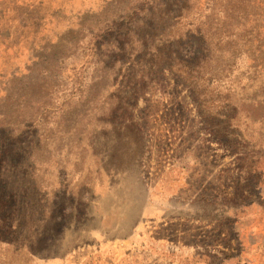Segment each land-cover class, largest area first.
I'll return each mask as SVG.
<instances>
[{
    "label": "rangeland",
    "instance_id": "1",
    "mask_svg": "<svg viewBox=\"0 0 264 264\" xmlns=\"http://www.w3.org/2000/svg\"><path fill=\"white\" fill-rule=\"evenodd\" d=\"M161 1L0 0V264H264V0Z\"/></svg>",
    "mask_w": 264,
    "mask_h": 264
},
{
    "label": "trees",
    "instance_id": "2",
    "mask_svg": "<svg viewBox=\"0 0 264 264\" xmlns=\"http://www.w3.org/2000/svg\"><path fill=\"white\" fill-rule=\"evenodd\" d=\"M210 1V5H213V11L216 12L217 10V15L219 11H225L227 13L232 14V16L237 15V8H235V5L230 7V4H228L229 2L225 3L224 0L220 2L219 0ZM203 6L204 2H202V0H163L159 2L150 11L145 8L136 10L138 12L141 11L139 14L149 13V15H151L156 20L153 22L154 29L158 32H161L163 35L164 33H167V31H165L167 28H170L169 32L173 33L174 29H176V31H179V26H183V31L181 30L182 32H180L181 36L175 38L171 37L172 41L174 42H172L171 45H164L165 50H169V54H171L170 57H173L172 59H180V49L182 47L181 44L183 42V40H181V37L183 35H186L187 38H191L192 36H198V38H200L204 42V44L206 43L205 38H207L208 45L206 44L205 46H203V49L208 52V54L204 55V58L202 60L203 64L205 65L206 63H210L214 57L210 52V50H212L211 47L213 46V40L209 41V38L211 39V34H216L217 39L221 40L218 41L221 42L218 44H222V41L226 39V34L224 32H226L227 19L229 18H227V16H224L225 20L220 21V16H214L215 14H208L204 16ZM153 15L158 18H155ZM167 21L170 22L168 26ZM204 23L208 26L207 28H205ZM162 52L163 50H160L161 54ZM191 60L193 59H180V74L191 75L197 70L201 71L202 67L191 64ZM261 60L262 58L254 59V65L257 68ZM211 75L212 73L210 74V76Z\"/></svg>",
    "mask_w": 264,
    "mask_h": 264
}]
</instances>
